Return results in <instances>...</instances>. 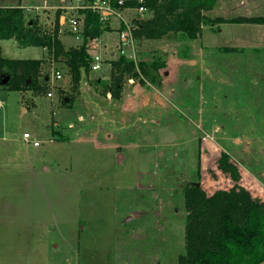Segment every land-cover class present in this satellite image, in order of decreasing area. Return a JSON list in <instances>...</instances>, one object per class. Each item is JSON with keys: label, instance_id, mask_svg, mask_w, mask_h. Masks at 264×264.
I'll use <instances>...</instances> for the list:
<instances>
[{"label": "rangeland", "instance_id": "obj_1", "mask_svg": "<svg viewBox=\"0 0 264 264\" xmlns=\"http://www.w3.org/2000/svg\"><path fill=\"white\" fill-rule=\"evenodd\" d=\"M89 1L35 0L69 15ZM57 7L38 9L47 29ZM221 7L224 22L264 23V0ZM233 8L253 12L229 17ZM127 16L134 25L152 12ZM236 30L245 47L206 51L200 36L179 33L121 45L129 58L166 66L160 85L126 78L118 97L108 90L109 51L76 90L47 48L1 40L3 57L45 58L37 82L48 86L0 90V264H178L209 228L222 238L235 220L250 231L264 208V43L263 29ZM103 37L122 54L117 32Z\"/></svg>", "mask_w": 264, "mask_h": 264}, {"label": "trees", "instance_id": "obj_2", "mask_svg": "<svg viewBox=\"0 0 264 264\" xmlns=\"http://www.w3.org/2000/svg\"><path fill=\"white\" fill-rule=\"evenodd\" d=\"M216 2L217 0H144L139 3L137 0H127L126 4L133 6L143 4L152 12V16L148 18L136 19V28H133L135 39H159L170 33H179L193 39L202 33L203 12L213 8ZM27 8L31 7L21 5L0 7V41L4 38H15L20 46L40 45L47 48L55 60L62 61L68 66L73 87L78 90L84 74L91 71L92 57L87 47L89 39L101 36L106 28L100 22L99 14L90 8L81 9L85 15L83 42L77 46L65 47L58 31L60 9H56L55 26L50 30L41 24L39 14L27 17L25 14ZM123 28L124 25L121 23L119 32ZM1 51L0 46V71H6L10 75L4 87L22 91L30 86H36L38 90L42 88L47 90L48 85L45 82H41L42 84L37 82L44 67V58H9L3 57ZM109 62L111 82L108 90H114L117 97L123 90L126 78H138L142 82L147 78L160 85L161 69L166 66L164 61L134 60L126 54H119ZM63 100L68 105L73 101L71 97L69 101L65 97ZM210 230L212 235L199 246L192 242L187 243V253L180 256L178 264H264V208L254 213L250 231L243 222L235 220H232L228 228L222 227L225 234L222 238H219L222 233H218V230L214 229L216 230L214 232L213 228H209Z\"/></svg>", "mask_w": 264, "mask_h": 264}, {"label": "crops", "instance_id": "obj_3", "mask_svg": "<svg viewBox=\"0 0 264 264\" xmlns=\"http://www.w3.org/2000/svg\"><path fill=\"white\" fill-rule=\"evenodd\" d=\"M91 1V0H90ZM45 2V1H44ZM223 2H225V0H217V3L216 4H221L219 7H217L216 5H214L213 8H211L210 10H206L203 12V16H204V22L202 23V33L200 35V40H201V48L202 50H206V51H210L211 49L212 50H225V49H228L229 47H236V48H241V47H245V45H243L241 42L237 41V42H234L233 39L234 37H232L230 34L233 35V33H235V31H237L236 29L240 30V29H243L245 28V25L251 27L252 29L254 30H258V29H263V37H262V41L264 43V23L262 24H259V23H236V22H232V21H227V22H224L223 20H218V17H223V18H226V16L224 15V13H220L223 12V10H225L224 8H222V4ZM23 6V7H33L32 9H34V12L38 15L39 13V10L38 9H45V8H55L57 7L58 5H55L54 7H49V5L47 4H41L39 2H35V0L33 1H22L20 0V3L18 5H0V7H3V6ZM35 7H38V8H35ZM31 8H27L25 11L29 12L31 11ZM60 9V13L63 11L64 12V9L61 8V7H57ZM242 9V8H240ZM38 10V11H37ZM44 11H47V9H45ZM242 12H250L252 13L253 10L250 9V8H244V10H241ZM240 10L239 11H236L234 8L232 11H229L231 12L232 16H229V17H233L235 16L236 14H239V12H241ZM66 12V11H65ZM255 12H259V11H255ZM67 13V12H66ZM56 21V20H55ZM41 22V20H40ZM41 24L46 27L45 24H43L41 22ZM121 25V20H119L118 18H114L112 19L110 22H108L106 24V28H105V31L104 33L99 36L98 38H96L95 40H90V53H93V52H97V51H100L102 53V56H103V66L105 65V61H106V57H105V52L106 51H109V55H110V59H113L115 58V54H116V50L112 47H110L112 44L114 45V40L113 41H109L108 37L105 39L103 36L107 33H113V32H117L119 35H120V32L118 29ZM230 33V34H229ZM60 34V38L62 39L65 47H70V46H77V42L80 43L79 40H77V42L75 43H72V44H68L65 42V37L66 36H72V38L76 37L74 34H72L69 30H62ZM228 34L232 37V39L229 38V40L227 42H225L224 39L228 38V36L226 37L225 35ZM260 35V36H262ZM108 36V35H107ZM256 36V35H254ZM259 36V35H258ZM77 38V37H76ZM197 39V38H196ZM120 40V39H119ZM194 40V39H193ZM191 40V41H193ZM260 41V42H262ZM1 42V41H0ZM82 42H83V39H82ZM81 42V43H82ZM67 45V46H66ZM80 45V44H79ZM92 45V46H91ZM112 45V46H113ZM1 46V45H0ZM45 50H47L45 47H43ZM49 51V50H48ZM2 53V51H1ZM50 57H52V55L50 54ZM54 59V58H53ZM109 59V61H110ZM45 60V58H44ZM55 60V59H54ZM44 63V62H43ZM110 63V62H109ZM104 68V67H103ZM53 76V74H52ZM50 77L49 76H45V79H49ZM5 84H2V81H0V90H4L2 86H4ZM25 132V131H24ZM1 135H4V132L1 133Z\"/></svg>", "mask_w": 264, "mask_h": 264}, {"label": "built area", "instance_id": "obj_4", "mask_svg": "<svg viewBox=\"0 0 264 264\" xmlns=\"http://www.w3.org/2000/svg\"><path fill=\"white\" fill-rule=\"evenodd\" d=\"M127 0H91L88 4H84L83 8L92 9L94 12L99 14V19L102 24H107L111 21L112 18H118L123 23L124 28L120 32V49L122 54H125L124 50L125 44H132L134 42L133 28L136 26L135 23L132 25L129 20V16H127L130 11L135 10L137 12L143 13L147 11L148 8L145 5L141 6H133L127 5ZM139 3L144 2V0H137ZM66 0H62L61 4H64ZM33 8V7H32ZM38 8V7H35ZM85 15L84 14H73L69 15L62 11L60 13L58 19V31L59 33L62 30H69L72 34H74L77 38H84L83 36V22ZM98 38V37H97ZM96 38H90L87 47L90 49V40H95ZM121 45L124 47L122 49ZM92 46V45H91ZM91 69L99 70L103 67V56L100 51L91 53ZM54 74L55 78H61V71L57 70ZM49 96H52V92L48 93ZM25 138L27 141H33L34 145H38L39 141L34 139L29 132H24Z\"/></svg>", "mask_w": 264, "mask_h": 264}, {"label": "water", "instance_id": "obj_5", "mask_svg": "<svg viewBox=\"0 0 264 264\" xmlns=\"http://www.w3.org/2000/svg\"><path fill=\"white\" fill-rule=\"evenodd\" d=\"M9 78H10V75L7 74V75L5 76V78L2 80V84H5V83L9 80ZM66 100H68V99L66 98ZM120 157H121V155H120Z\"/></svg>", "mask_w": 264, "mask_h": 264}]
</instances>
